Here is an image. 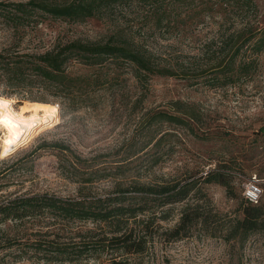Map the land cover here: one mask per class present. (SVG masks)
<instances>
[{
    "label": "rangeland",
    "instance_id": "rangeland-1",
    "mask_svg": "<svg viewBox=\"0 0 264 264\" xmlns=\"http://www.w3.org/2000/svg\"><path fill=\"white\" fill-rule=\"evenodd\" d=\"M8 1L27 0L0 3ZM112 35L145 49L153 68L166 67L174 74L136 71L128 61L109 57L100 65L67 61L68 73L91 79L82 92L55 93L35 78L19 86L1 78L0 96L12 100L15 109L28 103L30 111L10 149L0 156V204L32 195L105 196L116 183L183 182L217 168L231 175V195L221 184L200 186L220 211L234 214L244 184L254 174L261 179L264 203V0L237 5L130 0L82 22L35 13L18 27L0 14V53H41L55 44L105 41ZM247 38L232 65L224 68ZM215 60L220 65L211 67ZM176 101L197 119L184 124L160 120V113H174ZM177 210L158 223L172 225ZM89 223L48 208L21 219L0 214V264H104L109 255L78 261L46 253L49 240L69 242ZM129 260L264 264V229L243 240L210 236L200 228L170 241L155 235L147 252Z\"/></svg>",
    "mask_w": 264,
    "mask_h": 264
},
{
    "label": "trees",
    "instance_id": "trees-1",
    "mask_svg": "<svg viewBox=\"0 0 264 264\" xmlns=\"http://www.w3.org/2000/svg\"><path fill=\"white\" fill-rule=\"evenodd\" d=\"M130 0H27L1 2L0 14L13 27L23 25L35 13L72 22L98 17L116 4ZM147 1V0H142ZM157 1V0H156ZM182 1V0H176ZM222 4L237 5L244 0H220ZM246 2V1H245ZM240 36L239 33L237 34ZM249 39H243L229 57L224 68H229L240 48ZM255 50L261 46L254 44ZM122 59L131 63L136 71L150 74L173 75L166 67H155L142 47H132L124 39L112 35L105 41L72 40L55 44L41 53H0V79L19 86L35 78L46 87L58 92H82L90 85L88 75H73L66 71L70 58L86 65H100L107 58ZM213 61L211 67L219 66ZM97 79V78H96ZM95 79V80H96ZM174 102V113H160L158 118L173 124L196 120L193 111L185 110ZM162 139V135L157 142ZM231 175L225 171L209 169L204 175L189 177L172 183L169 180L142 183L133 181L129 187L116 183L114 192L105 196L62 199L55 196L32 195L15 197L0 204L4 219H21L36 209H53L69 220L90 222L79 229L76 238L69 242L48 241L46 253L58 258L81 260L83 257L100 258L109 255L104 264H129L130 256L148 251L154 236L170 241L187 236L193 228H200L210 236L226 240H243L251 232L264 229V203L237 201L234 214L216 208L205 192L203 183H217L226 187L231 195ZM196 197L195 202H190ZM178 206V207H175ZM174 208L177 218L170 226L162 227L158 220H168Z\"/></svg>",
    "mask_w": 264,
    "mask_h": 264
},
{
    "label": "bare ground",
    "instance_id": "bare-ground-1",
    "mask_svg": "<svg viewBox=\"0 0 264 264\" xmlns=\"http://www.w3.org/2000/svg\"><path fill=\"white\" fill-rule=\"evenodd\" d=\"M29 111L30 104H22L19 109H15L12 105V100L0 96V130L3 131L0 156H4L7 150L10 149L21 128L24 126V120L28 116Z\"/></svg>",
    "mask_w": 264,
    "mask_h": 264
},
{
    "label": "built area",
    "instance_id": "built-area-1",
    "mask_svg": "<svg viewBox=\"0 0 264 264\" xmlns=\"http://www.w3.org/2000/svg\"><path fill=\"white\" fill-rule=\"evenodd\" d=\"M261 179L254 174L247 183L244 184L243 187V196L244 198L251 202L257 203L261 196ZM248 192V196H245L244 193Z\"/></svg>",
    "mask_w": 264,
    "mask_h": 264
},
{
    "label": "clouds",
    "instance_id": "clouds-1",
    "mask_svg": "<svg viewBox=\"0 0 264 264\" xmlns=\"http://www.w3.org/2000/svg\"><path fill=\"white\" fill-rule=\"evenodd\" d=\"M244 195H245V196H248L249 194H248V192H245Z\"/></svg>",
    "mask_w": 264,
    "mask_h": 264
}]
</instances>
